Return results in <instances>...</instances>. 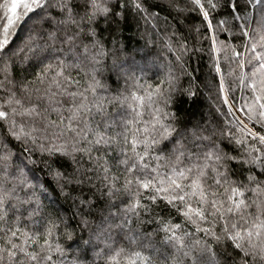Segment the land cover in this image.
I'll use <instances>...</instances> for the list:
<instances>
[{
    "label": "snow or ice",
    "instance_id": "obj_1",
    "mask_svg": "<svg viewBox=\"0 0 264 264\" xmlns=\"http://www.w3.org/2000/svg\"><path fill=\"white\" fill-rule=\"evenodd\" d=\"M0 13V264H264V0H0ZM130 15L173 57L155 84L122 41ZM201 40L251 92L236 108L221 74L233 120L174 107L197 94L181 76Z\"/></svg>",
    "mask_w": 264,
    "mask_h": 264
},
{
    "label": "trees",
    "instance_id": "obj_2",
    "mask_svg": "<svg viewBox=\"0 0 264 264\" xmlns=\"http://www.w3.org/2000/svg\"><path fill=\"white\" fill-rule=\"evenodd\" d=\"M153 2L163 3L164 0H153ZM0 15H2V13H0ZM173 15H175V13H173ZM160 16L162 20L164 17H167L170 24L174 22L168 11H161ZM197 22L195 16H193L187 21L184 27L186 28L188 24ZM160 26L163 27L162 21ZM149 31H151L150 28ZM219 38L225 39L223 35H220ZM147 39L148 36L145 32L143 22L141 21L138 27L137 20L130 15L122 32V41L127 46L128 52L136 54L137 61L142 64L145 62L148 63V69H146L143 75V80L155 84L158 82L156 74L159 65L163 64L165 60L173 59V57L169 55L163 47L162 33L160 34L159 42L155 46L148 44L147 47H145ZM228 42L233 44L241 43V41L236 38ZM193 43L194 42L190 40V46ZM194 48L195 50L190 51L184 57L186 61L184 68L186 69L187 75L181 76V84L184 88H188L191 80L193 90L196 91L197 94L194 97H188L186 94L180 95L174 107L178 109L182 118L197 121L201 124L206 122H223L225 115L228 120H233L232 115H227V105L222 104V94L218 92L221 74H225L226 76L228 70L227 64L221 59L220 64L222 73H216L214 71L212 57L221 54L210 52L209 40H201L200 43H195ZM141 57H144V60H141ZM153 61L156 63L154 64ZM159 71L162 75L163 69H159ZM173 71L178 72L179 69L174 65ZM137 74L139 75L140 73ZM230 83L232 84V92L228 96L229 102L234 103L236 108L244 106L246 99L248 101L251 99L250 90H241L235 83H232L231 77L226 76L225 87L227 88ZM217 109H219V111H217ZM235 112L240 118H244L243 113L239 111ZM221 113L225 115H221ZM248 126L250 128L253 127L252 124ZM255 130H259V126H257ZM62 207L67 210L69 206L64 204ZM157 239H159V237H157ZM73 247H75V245H73ZM68 258L71 259V255ZM89 259H91V253H89Z\"/></svg>",
    "mask_w": 264,
    "mask_h": 264
},
{
    "label": "water",
    "instance_id": "obj_3",
    "mask_svg": "<svg viewBox=\"0 0 264 264\" xmlns=\"http://www.w3.org/2000/svg\"><path fill=\"white\" fill-rule=\"evenodd\" d=\"M234 116H238L235 111H234Z\"/></svg>",
    "mask_w": 264,
    "mask_h": 264
}]
</instances>
